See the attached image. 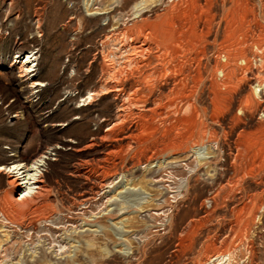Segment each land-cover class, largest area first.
Here are the masks:
<instances>
[{
    "label": "rangeland",
    "instance_id": "374dc122",
    "mask_svg": "<svg viewBox=\"0 0 264 264\" xmlns=\"http://www.w3.org/2000/svg\"><path fill=\"white\" fill-rule=\"evenodd\" d=\"M197 1L0 0V264H264V0Z\"/></svg>",
    "mask_w": 264,
    "mask_h": 264
},
{
    "label": "bare ground",
    "instance_id": "6f19581e",
    "mask_svg": "<svg viewBox=\"0 0 264 264\" xmlns=\"http://www.w3.org/2000/svg\"><path fill=\"white\" fill-rule=\"evenodd\" d=\"M194 1H197V0H194ZM132 11H134L133 12V19L140 18L141 9H139V7L137 5L133 6ZM92 14L100 15L99 13H92ZM192 21H194V20H192ZM111 56H112V60L116 61L117 65L120 67V69L118 70V73H124L125 71L130 69L136 63L135 59H132V57H129L127 55L123 56V54H121L120 55L121 58L118 57V54H116V55L112 54ZM120 60H122V61L119 62ZM34 62H35V58H34L33 53H28L26 55V57H24V62L22 63V66L20 69L21 70L23 69L25 73H30V72L34 71V67H35ZM220 73L222 75L224 74L223 71H221ZM233 73H234V71H233ZM161 80H162V78H161ZM257 86L260 87L259 85H257ZM93 96H94L93 94L88 95L86 100L91 101L93 99ZM41 159H42V157H38V158H35L34 160H30L25 165H22V163H20L16 166L10 167L7 170V173H10V174L15 173L14 175L16 178V179L12 180L11 182H9V185L15 184L16 186H19L22 188V191L20 192V199L14 198L13 196H10V198L12 199L11 204L16 209L23 210L25 208H28L31 205V203L36 202L39 195L44 190L42 186H38V184L40 183V178H41L40 173L38 172V168H39V164H40ZM4 170H6V169H4ZM22 170H25V171L21 172ZM24 173H27V175L23 177L22 175ZM17 181H20V184ZM1 216L3 217L2 219L5 221V223H7L8 225L13 224L11 221H9L3 215V213H1Z\"/></svg>",
    "mask_w": 264,
    "mask_h": 264
}]
</instances>
